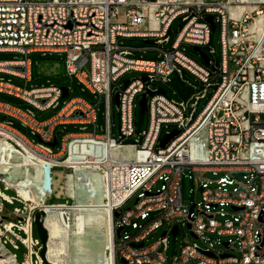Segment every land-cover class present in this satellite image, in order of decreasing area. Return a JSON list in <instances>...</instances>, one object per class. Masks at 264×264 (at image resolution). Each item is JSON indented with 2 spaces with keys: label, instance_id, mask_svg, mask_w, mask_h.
I'll list each match as a JSON object with an SVG mask.
<instances>
[{
  "label": "built area",
  "instance_id": "2783aa9c",
  "mask_svg": "<svg viewBox=\"0 0 264 264\" xmlns=\"http://www.w3.org/2000/svg\"><path fill=\"white\" fill-rule=\"evenodd\" d=\"M254 3L255 10L231 14L230 8L241 1L0 0V51L25 55L0 60V73L9 75L0 76V93L31 106L0 99V114L5 116L0 119V132L22 141L38 157L49 161L50 168L69 170L63 173L66 186L69 178L75 187L88 184L87 169L101 176L105 188L101 201L110 210L112 229L122 226L112 246L113 264L116 253L124 264H264V23L259 27L255 22L264 12V3L263 7L260 2ZM119 6L125 7V21L110 23L111 16H118ZM203 14H211L214 22L220 23L221 57L214 63L220 81L196 117L192 118V113L184 117V101L167 98L153 83L157 76L164 79L185 68L205 83L203 92L195 98L205 95L210 86L209 71L179 49L183 42L199 48L208 43L211 27ZM178 15H182L184 24L172 48L162 51L157 59L135 58L131 48L118 43L119 36L158 37V42H167L168 37L162 36ZM33 52L62 53L67 75L81 90L105 97L106 126L102 133L97 131L96 102L73 96L59 106L62 86H26L32 80L28 54ZM129 70L141 71L147 79H128L115 91L121 135L132 134L135 96L147 88L153 93L146 95L149 125L142 140L124 143L110 134L109 106L111 84ZM11 77L23 78L24 86ZM57 106L54 114L38 119L35 109ZM14 121L27 127L37 140L20 132ZM162 123H176L179 133L165 146L154 148ZM60 124H76L79 130L58 138ZM88 126L92 130L88 131ZM53 137L57 143L51 147L48 143ZM125 147H130V155L123 152ZM185 168L196 176L195 189L200 191V200L193 203L191 212L180 195ZM205 172L213 177L204 178ZM239 176L249 178L239 182ZM158 182L159 188L153 191ZM139 189L142 192L134 206L122 209ZM14 198L0 188V206L3 201L12 203ZM115 211L118 216L114 221ZM181 220L190 223L196 238L224 236L217 240L223 251L212 242H206L205 247L190 242L168 256L166 237L174 225L178 232ZM163 225L170 228L145 245L147 236ZM125 226L133 228L134 233L123 232ZM140 242V247L133 245Z\"/></svg>",
  "mask_w": 264,
  "mask_h": 264
},
{
  "label": "rangeland",
  "instance_id": "374dc122",
  "mask_svg": "<svg viewBox=\"0 0 264 264\" xmlns=\"http://www.w3.org/2000/svg\"><path fill=\"white\" fill-rule=\"evenodd\" d=\"M260 2L258 0H251L248 5L253 6V10H255V6ZM244 4V3H243ZM263 7V2L259 3ZM118 16H111L110 23L116 22H124L125 21V7L119 6ZM205 14H203L204 17ZM202 17V18H203ZM184 22L182 20V15L176 16L168 29L165 32V35L162 37H168L167 42L164 40L162 42H158V37H140V36H119L118 43L121 46L131 48L132 56L135 58H146V59H157L162 55V51L170 50L172 48V43L174 42L176 36L178 35L179 30L182 28ZM194 45L189 43H181L179 49L184 52L186 56L195 61L198 65L204 67L209 71L210 77L209 82L210 86L207 87L205 95L203 97L195 98L196 95H199L203 92V88L205 87V83L202 82L199 78H197L194 74L186 70L185 68L181 69V72H177L176 70L172 73L168 74L164 79L161 76H157L153 86L155 87H163L165 89V96L169 99L175 100L176 102L184 101L185 110L183 111L184 117H187L192 113V118H195L196 115L201 111L203 106L206 104L207 100L211 97L214 92L217 84L220 81V72L219 69L214 71L213 65L215 62H220L221 57V42H220V23L216 21L214 31L210 32L208 43L200 46V50H194ZM213 49V52L210 50ZM208 55L211 59V64L207 65L203 60L201 53ZM24 54L20 52L14 51H0V60H9V59H19L24 58ZM28 57L31 60V74L32 80L26 83L27 87L30 86H39V85H47V84H55L58 86H66L69 87V93L66 96H61L59 98V106L61 105L63 100H67L73 96H82L88 101L96 102L97 105V118L96 125L97 131L102 133L105 130L106 126V103L105 97L94 95L88 90L82 91L81 87L76 83L73 77H69L65 70V64L63 60L62 53H46L42 55L39 52H33L28 54ZM145 75V73L136 70H129L121 75L115 82L111 84V103L109 106V121H110V134L117 141H121L124 143H133L136 140L141 141L143 138V132L147 130L149 125V109L145 106V109L142 113H140L139 107V98L141 94H137L134 98L135 106L132 109L131 120H132V134L128 136L121 135L120 124H121V112L119 111L117 104L115 103L113 96L118 87L123 86V81L126 79H136L137 77H141ZM0 76L9 77L8 74L0 73ZM12 81L16 84L24 86L25 80L23 78L11 77ZM0 99L14 103L16 105H20L23 107H31L28 103L14 97L11 95L0 93ZM194 105H191V104ZM57 107H50L46 110L35 109L36 115L38 119H45L50 115L54 114L58 109ZM194 107V110H192ZM5 118V116L0 114V119ZM14 126L23 134H25L29 138H34L28 128L21 125L18 121H14ZM178 128L176 123H162L159 129L157 142L154 148L159 146L160 140L171 130ZM78 125L76 124H60L57 126L56 134L57 137L64 133L68 132H76L78 131ZM87 130H92V126H88ZM17 151L20 153L26 154L27 151L26 146H14ZM29 149V148H28ZM30 150V149H29ZM56 150V148H55ZM31 151V150H30ZM35 155L36 153L32 151ZM37 156V155H36ZM10 161L16 162L19 161V158L13 156L9 159ZM35 161V160H33ZM6 166L0 165V173H2V177L6 178L8 168L3 172ZM90 171L95 172V170L87 169L85 175L88 177L91 173ZM32 170L28 171V174H25V186L30 190L31 194L35 196L37 202L30 201L28 199L23 198L18 192L17 182L18 180L12 183L5 181L10 188H4L2 182H0V188L4 191L5 194L9 196H16L13 199V203H8L3 201L2 206H0V217H2V221L0 222V248L3 252L6 253V256L10 258H15L16 264H47L45 263L39 255V251L41 248L40 239L37 236L35 227H34V235H32V229L30 231V239L28 237L27 232V215H31V227L33 224V214L40 207L37 206L42 202L39 198L43 197L40 194L39 185L30 177V173ZM69 172V170H65L62 166H54L50 168L49 166V180H50V188L52 189L53 198H49L50 201H61L60 207L57 204H53L54 207L51 210V214L54 219H57L58 225V234L54 237H51L48 241V244L51 249L56 253V260L54 261L56 264H72L71 255L75 252V242L78 240L75 232V222H76V210H72L70 206L77 204V200H85L82 198H88L89 189L88 184L80 183L76 187L71 183V189L75 197H68V202H65L67 197L65 196V191H67V186L65 185V178H63V173ZM97 173V172H96ZM204 178H211L213 175L210 172H205L203 174ZM249 178V176L247 177ZM247 178H243L241 176L237 177V181L245 182ZM20 180V179H19ZM196 176L189 170L184 169L182 172V177L180 181V195L181 201L183 204L191 206L194 202L200 200V191L195 189L194 183L196 182ZM15 185V186H14ZM17 186V187H16ZM160 182H158L154 187L153 191L159 188ZM50 191V189H49ZM142 192L141 189L137 190L123 205L122 209L130 208L134 206L136 198L138 194ZM103 197H101L102 199ZM100 199V200H101ZM49 205L45 202L44 204ZM14 207L19 208L18 210H14ZM53 212V213H52ZM56 217V218H55ZM62 219V220H61ZM64 220V222H62ZM12 226L9 228V225ZM67 224V225H66ZM61 227V229H60ZM170 226L163 225L151 232L145 241V245H149L155 242L158 238H160L161 234L166 231ZM87 235L84 241L87 243L88 248L91 251L100 250L103 248L104 236L101 234L104 232V225L100 223H92L86 228ZM61 232V233H60ZM123 232L128 234H133L134 229L130 226H125ZM114 240H116L115 230L113 231ZM224 236H217L214 234H207L205 236V240L201 238H196L191 234L190 228H188L186 224V220H181L178 222V232L176 235H172L171 232L168 233L166 237L167 244V255L172 256L173 254H177L180 250V246L182 244L196 242L198 245L205 247L206 242H212L214 247L220 248L223 251V248L217 243V240H223ZM25 242L26 247H30L31 256L28 255V248L24 250L23 248L14 249L9 246L12 244L13 247H16L17 241ZM28 240V241H26ZM105 250V248L103 249ZM58 251V252H57ZM108 251V249L106 250ZM16 254V256H15ZM29 261V263H28ZM115 264H124L120 260V254L116 253Z\"/></svg>",
  "mask_w": 264,
  "mask_h": 264
},
{
  "label": "bare ground",
  "instance_id": "6f19581e",
  "mask_svg": "<svg viewBox=\"0 0 264 264\" xmlns=\"http://www.w3.org/2000/svg\"><path fill=\"white\" fill-rule=\"evenodd\" d=\"M242 2L239 6L231 7V14H238L241 11H252L253 6L248 5L251 0H239ZM264 3V0H258ZM244 3V4H243ZM255 22L259 25V27L264 23V12L259 13L256 17ZM252 29V26H251ZM258 33H261V29H258ZM14 146H26L22 141L16 139L11 134L6 132H0V165L6 166L3 172H7V176L4 180L2 177V173H0V180L3 181L7 186L9 183L17 182L18 192L19 194L30 201L37 202L35 196L31 194L30 190L25 186L24 176L28 174V171L32 170L30 173V177L39 185L40 194L45 196L48 194L50 189V180H49V166L50 162L36 156L31 150L25 148L27 153L23 154L17 151ZM28 147V146H26ZM126 155L131 154L130 147H125ZM114 151V150H112ZM108 152V149H107ZM15 156L19 158V161L13 162L9 159ZM35 160V161H33ZM91 173L88 176V189L89 194L88 198H82L85 200H77V204L70 206L72 210H76L77 217L75 222V232L74 235L78 238L75 244V252L71 255L72 264H113V253L112 246L114 242L113 229L111 225V214L110 210L104 207V204L100 200L101 197L105 195V188L102 182L101 176L95 172ZM85 176V175H84ZM83 176V177H84ZM87 177V176H86ZM20 179V180H19ZM9 182L8 184L5 182ZM71 179L69 178L67 182V191L68 195L75 197L71 189ZM15 186V185H14ZM16 186V187H17ZM43 197L39 198L41 201ZM37 206L40 207L44 211L45 217L43 220V225L48 232V240H47V251L45 255V260L47 264H56L54 261L56 258V253L53 249L50 248L48 241L51 237H54L58 234V221L54 219L51 210L54 205H44V200L39 203ZM53 213V212H52ZM56 218V217H55ZM2 217H0V222L2 221ZM27 232L28 237H30L31 231V217L27 215ZM62 220V219H61ZM64 222V220L62 221ZM100 223L104 225V232L101 236H104L103 248L100 250L91 251L88 248L87 243L84 241V235H87L86 228L88 225L92 223ZM67 225V224H66ZM12 224L9 225L11 227ZM61 229V227H60ZM62 230V229H61ZM61 233V232H60ZM28 241V240H26ZM105 248V250H103ZM107 249L111 250L110 252L106 251ZM58 252V251H57ZM29 263V261H28ZM0 264H16L15 258H10L6 256V253L2 251L0 248Z\"/></svg>",
  "mask_w": 264,
  "mask_h": 264
},
{
  "label": "water",
  "instance_id": "95a60500",
  "mask_svg": "<svg viewBox=\"0 0 264 264\" xmlns=\"http://www.w3.org/2000/svg\"><path fill=\"white\" fill-rule=\"evenodd\" d=\"M204 19L209 23L210 27H211V31H214L215 29V22L213 20V16L211 14H208L204 17ZM194 50H200V48L198 46H194L193 47ZM201 53V56L203 58V60L205 61V63L207 65H209V58L206 54H204L203 52H200ZM213 68L215 69L216 68V64L213 65ZM141 78L143 80H146L147 79V76L146 75H143L141 76ZM128 83V79L124 80L123 81V85H126ZM62 95L63 96H66L67 95V91H68V88L66 86H62ZM157 92L159 93H162L164 94L165 93V89L163 87H159ZM153 93L152 90L150 89H146L144 92L141 93V96L139 98V107H140V113H142L145 109V106H146V95H151ZM113 99L115 101L116 104H118V92H115L114 93V96H113ZM179 133V130L177 129H174V130H171L170 132H168L161 140H160V143L159 145L161 147L165 146V144L175 135H177ZM57 143V140H56V137H53V139L48 143L51 147H54ZM243 174V172H232V175H241ZM193 209V204L190 206V212L192 211ZM114 217H117L118 216V212L115 211L114 212ZM44 217H45V214H44V211L42 209H38L34 212L33 214V224L35 226V231H36V234H37V237L40 239V242H41V248H40V251H39V255L40 257L42 258V260L47 263V261L45 260V255H46V251H47V240H48V232L46 230V228L44 227L43 225V220H44ZM187 226L188 228H190V223H187ZM122 230V226H118L116 229H115V235L116 237H119L120 235V231ZM171 233L172 235H176L177 233V226L174 225L171 229ZM165 234V231L162 233V235ZM191 234L194 236V234L191 232ZM195 237V236H194ZM134 246L136 247H140L142 245V242L140 243H137V244H133ZM225 255V254H224ZM120 260L122 263H124V259L122 257H120Z\"/></svg>",
  "mask_w": 264,
  "mask_h": 264
},
{
  "label": "crops",
  "instance_id": "0c3cea01",
  "mask_svg": "<svg viewBox=\"0 0 264 264\" xmlns=\"http://www.w3.org/2000/svg\"><path fill=\"white\" fill-rule=\"evenodd\" d=\"M65 193V196L67 197V199H65V202H68V197H69V199L70 198H73L72 196H69L68 195V193L65 191L64 192ZM45 198H43L44 199V204H45V202L46 203H48L49 204V206L50 205H53V204H57V205H60L62 202L61 201H50V202H48V199L49 198H53V194H52V192H51V188H50V191L48 192V194L47 195H45L44 196ZM43 201V200H42ZM59 202V203H58ZM63 204V203H62Z\"/></svg>",
  "mask_w": 264,
  "mask_h": 264
},
{
  "label": "trees",
  "instance_id": "16d2710c",
  "mask_svg": "<svg viewBox=\"0 0 264 264\" xmlns=\"http://www.w3.org/2000/svg\"><path fill=\"white\" fill-rule=\"evenodd\" d=\"M15 196V195H14ZM14 201H12V203H13ZM114 219V221H115V217L113 218ZM34 224H32V227H31V229H32V235H34ZM36 238H37V236H35ZM17 241V244H16V247H13V245L12 244H9V246L11 247V248H14V249H19V248H23L24 250H27V247L25 246V244L23 243V242H21L20 240H16ZM15 256H16V254H15Z\"/></svg>",
  "mask_w": 264,
  "mask_h": 264
}]
</instances>
